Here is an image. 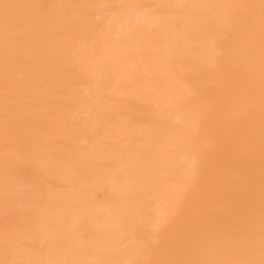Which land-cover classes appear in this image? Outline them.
Returning <instances> with one entry per match:
<instances>
[{
	"label": "bare ground",
	"instance_id": "bare-ground-1",
	"mask_svg": "<svg viewBox=\"0 0 264 264\" xmlns=\"http://www.w3.org/2000/svg\"><path fill=\"white\" fill-rule=\"evenodd\" d=\"M0 264H264V0H0Z\"/></svg>",
	"mask_w": 264,
	"mask_h": 264
}]
</instances>
